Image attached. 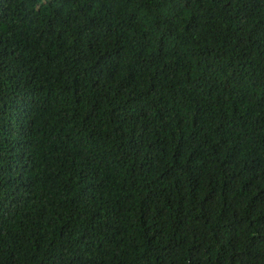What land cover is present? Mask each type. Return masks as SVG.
<instances>
[{
  "label": "trees",
  "instance_id": "trees-1",
  "mask_svg": "<svg viewBox=\"0 0 264 264\" xmlns=\"http://www.w3.org/2000/svg\"><path fill=\"white\" fill-rule=\"evenodd\" d=\"M0 264H264V0H0Z\"/></svg>",
  "mask_w": 264,
  "mask_h": 264
}]
</instances>
